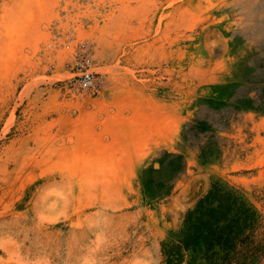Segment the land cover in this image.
<instances>
[{
	"label": "rangeland",
	"instance_id": "rangeland-1",
	"mask_svg": "<svg viewBox=\"0 0 264 264\" xmlns=\"http://www.w3.org/2000/svg\"><path fill=\"white\" fill-rule=\"evenodd\" d=\"M217 182L264 264V0H0V264H165Z\"/></svg>",
	"mask_w": 264,
	"mask_h": 264
},
{
	"label": "trees",
	"instance_id": "trees-1",
	"mask_svg": "<svg viewBox=\"0 0 264 264\" xmlns=\"http://www.w3.org/2000/svg\"><path fill=\"white\" fill-rule=\"evenodd\" d=\"M258 223L257 211L243 196L214 183L186 214L182 238L164 244L165 264H183L190 252V264H251L257 256L250 240Z\"/></svg>",
	"mask_w": 264,
	"mask_h": 264
},
{
	"label": "built area",
	"instance_id": "built-area-1",
	"mask_svg": "<svg viewBox=\"0 0 264 264\" xmlns=\"http://www.w3.org/2000/svg\"><path fill=\"white\" fill-rule=\"evenodd\" d=\"M86 66H89V60L85 63ZM84 65V64H83ZM83 72L80 75L70 79L65 88L73 94H95L101 87L100 79L97 75L90 71L88 67L84 68Z\"/></svg>",
	"mask_w": 264,
	"mask_h": 264
}]
</instances>
